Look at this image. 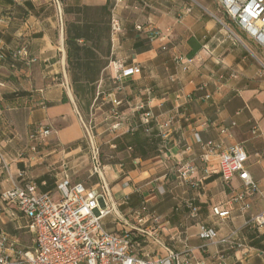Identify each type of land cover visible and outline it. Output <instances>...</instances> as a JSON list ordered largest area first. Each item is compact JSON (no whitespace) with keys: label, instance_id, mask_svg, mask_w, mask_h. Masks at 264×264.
Wrapping results in <instances>:
<instances>
[{"label":"crops","instance_id":"1","mask_svg":"<svg viewBox=\"0 0 264 264\" xmlns=\"http://www.w3.org/2000/svg\"><path fill=\"white\" fill-rule=\"evenodd\" d=\"M216 5L217 0H123L120 5L115 0H61V6L55 0H0V40L5 52L28 42L38 60L31 67L10 57L0 61V194L34 180L40 192H52L59 198L56 188L49 189L48 175L53 177L49 174L53 171H60L54 175L56 182L66 174L73 182H82L74 180L82 158L76 157L84 136L81 119L93 113L99 98L95 114L101 117L105 144L114 149L101 176L120 209L128 212L145 202L151 213L164 220L162 241L183 256L192 250L190 264H222L217 259L220 254L227 264H264V226L248 225L253 216L264 212V79L244 48L215 19ZM83 6H108L121 26L115 33L112 23L108 24L102 39H95L105 50L108 47L110 56L99 55L109 63L85 109L78 105L71 86L66 43L67 28L81 19L65 12L67 7ZM151 29L160 30L165 38L151 41ZM70 39L75 40L74 36ZM78 42L92 46L84 38ZM178 56L193 62L178 66ZM219 59L235 69L238 77L221 80ZM115 61L139 67L141 73L118 80ZM204 84L207 88L201 90ZM111 98L122 102L118 115ZM143 101L150 102L155 115L149 130L138 123L141 113L137 108ZM116 124L118 128L113 129ZM38 125H50L54 134L43 150L33 153L28 135ZM166 131L170 135L164 140ZM209 143L223 148L240 144L247 151L248 170L262 192L249 212L242 214L229 202L241 183L235 179L228 186L223 181L217 154H212L205 171L202 156ZM183 165L198 168L194 177L204 179L202 187L180 183L177 170ZM100 182L98 176L92 186ZM216 207L231 214L220 218L214 214ZM112 222L108 218L106 228L118 229ZM202 226L214 228L221 238L235 239L242 248L201 239ZM0 233L16 241L18 248L32 247L25 221L2 216L1 204Z\"/></svg>","mask_w":264,"mask_h":264},{"label":"built area","instance_id":"2","mask_svg":"<svg viewBox=\"0 0 264 264\" xmlns=\"http://www.w3.org/2000/svg\"><path fill=\"white\" fill-rule=\"evenodd\" d=\"M55 2L61 6V0ZM115 3L120 5L123 0H115ZM217 4L238 28L256 43L264 56V0H217ZM186 12L190 13L191 8ZM223 24L227 27L225 23ZM112 28L115 33L121 31L120 21L115 13ZM138 29L142 30L141 27ZM231 33L239 39L232 31ZM163 38L165 36L160 30H150L151 41ZM162 49L167 48L163 46ZM205 50L211 55L207 47ZM253 56L262 68L261 75H264V62L254 54ZM9 57L27 67L38 61L31 54L28 42H22L18 48L5 52L4 43L0 40V61H6ZM175 62L178 66L187 67L193 60L178 56ZM112 64L118 80L141 73L139 67H129L120 61ZM217 64L223 70L219 76L221 80H225L227 76L234 79L238 77L237 71L229 68L224 60L219 59ZM65 86L69 88L67 84ZM206 88L207 85L204 84L200 89ZM187 98L191 100L192 96L189 95ZM210 98L211 95L207 94L206 99ZM111 102L114 113L118 115V108L122 102L116 98H111ZM137 111L141 113L142 125L149 130L155 122L150 102L143 101ZM81 121L85 130L84 137L91 146L92 174L101 178L100 184L87 187L82 182H73L66 174L56 182V191L59 194L57 201H54L52 192H40L34 180L3 191L0 194L1 215L25 221V228L32 238V247L27 250L18 248L16 241L10 239L7 234L0 233V264H190L193 260L192 250L183 256L162 241L160 234L164 220L151 213L145 202L137 208L129 209L128 212H123L120 205L114 202L112 190L101 176L103 164L100 148L95 142L92 122L86 123L83 119ZM171 122L172 120L166 127L171 125ZM117 128V124L113 126V129ZM222 133H226V130H222ZM253 133L257 134L258 128H254ZM53 134L54 129L50 125L33 127L29 132L30 150L39 153ZM169 135V131H166L162 137L167 140ZM212 154H217L219 158L223 181L228 186H231L235 179L241 183V186L233 191L229 202L237 207L240 213L249 212L253 200L261 196L262 192L248 170L249 156L244 146L236 144L223 148L222 145L209 143L207 152L202 156L206 172ZM177 171L181 184L196 189L202 187L204 179L196 180L194 177L198 172L196 166L183 165ZM24 175L20 174L22 177ZM213 211L220 218H226L231 214L230 210L221 212L217 207ZM111 217L112 224L118 229L106 228L105 221ZM248 225L264 226V212L253 216ZM198 237L242 248V245L235 244V239L231 237L221 238L218 231L212 227L202 226ZM151 245L155 246L154 250L147 249ZM158 253L165 256H158ZM217 259L222 261V264H227L224 255H218Z\"/></svg>","mask_w":264,"mask_h":264},{"label":"trees","instance_id":"3","mask_svg":"<svg viewBox=\"0 0 264 264\" xmlns=\"http://www.w3.org/2000/svg\"><path fill=\"white\" fill-rule=\"evenodd\" d=\"M65 12L74 13L78 19H81L76 20L78 23L74 22L70 25V28H67L66 43L71 86L78 105L80 108L85 109L91 105L93 89L98 84L102 70L109 63L108 60H104L99 56L101 54L108 59L110 51L108 47L105 50L102 44L98 42V39L101 40L103 34L108 31L112 23V16L110 15L108 6L67 7L65 8ZM71 36H74L75 40L71 41ZM81 38L92 43V46L80 45L78 39ZM96 38H98L97 41L95 40ZM98 101L99 98L96 100V103Z\"/></svg>","mask_w":264,"mask_h":264},{"label":"rangeland","instance_id":"4","mask_svg":"<svg viewBox=\"0 0 264 264\" xmlns=\"http://www.w3.org/2000/svg\"><path fill=\"white\" fill-rule=\"evenodd\" d=\"M219 10V11H218ZM213 13L215 14V19L218 21L219 25L227 31V34L230 36L231 40L240 48H244L245 54L249 57L248 59L257 67L259 71V76L264 79V75H261L260 70L262 69L261 66L259 65L258 61L256 58L253 56V54L262 60L264 62V56L262 50L256 45V43L251 40L246 34H244L223 12V10L216 5V7L213 9ZM225 23L227 27L223 24ZM240 39H237L231 31ZM244 43V44H243ZM228 77V76H227ZM103 90V89H102ZM100 105V99L96 103L95 102V107L93 108V113H89L88 116L86 114L83 115V119L86 123L92 122L93 126V133L95 137V142L100 148L101 152V162L102 164L108 162L111 160L109 156L112 154V148H109V144H105V135L106 132L101 130L100 126V121L101 117L98 114H95V108ZM102 107V106H101ZM140 124V119L138 121ZM107 134H112L110 131H107ZM53 136V135H52ZM52 136L47 139V142L51 140ZM84 136H85V130H84ZM83 136V138L80 141L81 145V151L76 157H82L79 160L80 167L76 168V174L74 176V180L81 179V181L86 185V186H92L96 180H98V175L92 174L93 173V163H92V157H91V152H90V143L87 141V139ZM111 138V137H110ZM29 139V135H28ZM77 145V144H76ZM68 146H66L67 148ZM45 148V147H44ZM43 148V149H44ZM42 149V150H43ZM58 172L60 171H53L52 174L53 177L48 175L50 178V188L52 191L56 188V179L55 176ZM79 176V178H78ZM54 201H57L56 194L53 196Z\"/></svg>","mask_w":264,"mask_h":264}]
</instances>
